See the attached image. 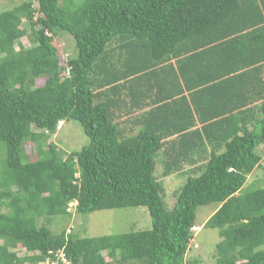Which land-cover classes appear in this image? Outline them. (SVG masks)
Instances as JSON below:
<instances>
[{"label": "trees", "instance_id": "obj_1", "mask_svg": "<svg viewBox=\"0 0 264 264\" xmlns=\"http://www.w3.org/2000/svg\"><path fill=\"white\" fill-rule=\"evenodd\" d=\"M59 35L75 48L63 64ZM230 91L236 102L219 109ZM67 121L90 144L63 157L49 140ZM260 148L264 0H26L0 12V264H200L186 255L209 204L216 264H264V187L244 189L259 168L264 179ZM179 177L168 210L163 181ZM140 206L149 230L50 228L73 211Z\"/></svg>", "mask_w": 264, "mask_h": 264}, {"label": "rangeland", "instance_id": "obj_2", "mask_svg": "<svg viewBox=\"0 0 264 264\" xmlns=\"http://www.w3.org/2000/svg\"><path fill=\"white\" fill-rule=\"evenodd\" d=\"M26 0H0V12L7 11L19 6ZM26 24H24L25 26ZM28 36L22 39L25 47L31 45L29 29H26ZM60 51L61 63H65L68 57L75 53L73 41L69 36L59 35L55 38ZM43 81L38 80V85ZM51 143L57 145L63 157L72 152L80 151L83 147L90 144L89 137L84 133L82 127L73 121L60 123L57 133L50 137ZM261 153L264 149H259ZM26 153L30 160L38 159L33 144L26 145ZM264 165V160L262 161ZM156 168L155 176L159 174ZM183 178V179H182ZM165 194L163 196L165 206L171 210L176 202V191L185 183L184 177L169 182L164 180ZM244 189L255 190L264 187L262 169H257L248 177ZM217 204L199 206L196 210V227L194 229V238L191 241L186 260H197L200 264H216V245L220 242L219 231L217 229L204 227L206 221L217 210ZM73 211V210H72ZM152 227V220L149 210L146 207H131L123 209L99 210L89 215H81L72 212L70 216H58L53 220L50 226L52 232L60 233L63 230H70L71 233L82 238H95L101 236L121 235L133 231L149 230ZM21 255L25 251L20 252ZM109 264H113L105 254ZM49 264V263H47Z\"/></svg>", "mask_w": 264, "mask_h": 264}, {"label": "crops", "instance_id": "obj_3", "mask_svg": "<svg viewBox=\"0 0 264 264\" xmlns=\"http://www.w3.org/2000/svg\"><path fill=\"white\" fill-rule=\"evenodd\" d=\"M256 77H252L251 80L255 79ZM253 95L251 92L247 93V95ZM237 93L236 92H229V93H225L223 95H221L220 98V102L217 104V107H219V109L224 110L226 108H229L231 106L234 105V103L236 102L237 98ZM192 167H188L186 168V174H188L189 170H191Z\"/></svg>", "mask_w": 264, "mask_h": 264}, {"label": "built area", "instance_id": "obj_4", "mask_svg": "<svg viewBox=\"0 0 264 264\" xmlns=\"http://www.w3.org/2000/svg\"><path fill=\"white\" fill-rule=\"evenodd\" d=\"M74 204H71V207H74ZM62 257L64 258V256H62ZM63 263L64 264H69L65 258L63 259ZM52 264H57V263H52Z\"/></svg>", "mask_w": 264, "mask_h": 264}]
</instances>
